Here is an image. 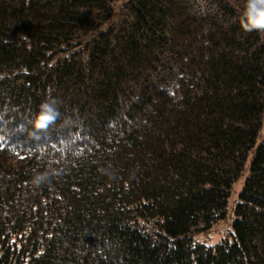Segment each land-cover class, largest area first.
<instances>
[{
  "label": "trees",
  "instance_id": "trees-1",
  "mask_svg": "<svg viewBox=\"0 0 264 264\" xmlns=\"http://www.w3.org/2000/svg\"><path fill=\"white\" fill-rule=\"evenodd\" d=\"M245 3L0 0V264H264ZM44 102L58 115L37 127ZM241 177L229 234L196 241Z\"/></svg>",
  "mask_w": 264,
  "mask_h": 264
},
{
  "label": "clouds",
  "instance_id": "clouds-1",
  "mask_svg": "<svg viewBox=\"0 0 264 264\" xmlns=\"http://www.w3.org/2000/svg\"><path fill=\"white\" fill-rule=\"evenodd\" d=\"M242 18V26L246 30L264 31V0H246ZM41 113L37 119L36 126L44 127L47 122L54 121L58 115L52 103L44 102L40 105ZM43 176L35 178L39 183Z\"/></svg>",
  "mask_w": 264,
  "mask_h": 264
},
{
  "label": "rangeland",
  "instance_id": "rangeland-1",
  "mask_svg": "<svg viewBox=\"0 0 264 264\" xmlns=\"http://www.w3.org/2000/svg\"><path fill=\"white\" fill-rule=\"evenodd\" d=\"M243 177H241L233 185V191L229 199V216L226 221L220 222L215 226L208 234H198L195 236V240L206 245H213L225 238L230 232V222L232 220V208L237 199V194L241 190L243 185Z\"/></svg>",
  "mask_w": 264,
  "mask_h": 264
}]
</instances>
